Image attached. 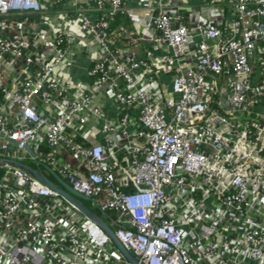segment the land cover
<instances>
[{
	"label": "built area",
	"instance_id": "2783aa9c",
	"mask_svg": "<svg viewBox=\"0 0 264 264\" xmlns=\"http://www.w3.org/2000/svg\"><path fill=\"white\" fill-rule=\"evenodd\" d=\"M59 2L0 0V264H133L9 162L143 264H264V0H86L29 27Z\"/></svg>",
	"mask_w": 264,
	"mask_h": 264
},
{
	"label": "crops",
	"instance_id": "0c3cea01",
	"mask_svg": "<svg viewBox=\"0 0 264 264\" xmlns=\"http://www.w3.org/2000/svg\"><path fill=\"white\" fill-rule=\"evenodd\" d=\"M86 0H60L58 5L51 11L47 12L45 11L44 14L40 15H31L29 19V27L34 29V30H50L51 28H64V20L62 17L59 16L58 12L64 11L68 8H75L80 5L87 6V3L90 2H85ZM85 2V3H84ZM84 3V4H82ZM91 7V5L89 6ZM55 10V12H54ZM11 18L14 16H10ZM8 17V18H10ZM15 18H20V16H16ZM80 44V41H78ZM77 43V44H78ZM123 46L124 43H121L119 46ZM126 47V46H123ZM132 47V46H131ZM133 49L137 50L136 48L132 47ZM95 48L89 49V52L85 53L83 50L81 51L80 48H78L77 52L74 54L71 63L67 62L66 65H64L63 72L68 80V83L71 87H76L80 81L85 80L87 76V72L90 67L91 63V56L95 52ZM94 56V55H93ZM92 56V57H93ZM14 68H9V71H11ZM10 76V75H9ZM11 78V76H10ZM11 82V81H10ZM103 138H99V141H102Z\"/></svg>",
	"mask_w": 264,
	"mask_h": 264
},
{
	"label": "water",
	"instance_id": "95a60500",
	"mask_svg": "<svg viewBox=\"0 0 264 264\" xmlns=\"http://www.w3.org/2000/svg\"><path fill=\"white\" fill-rule=\"evenodd\" d=\"M9 163L13 165H17L22 169H27L32 175L40 179L42 182L48 185L51 189L57 191L63 198H65L69 203L74 205L86 217L98 223L105 230V232L111 237L114 245L124 255L126 259H128L133 264H143L140 261H138L135 258V256L131 252H129L126 249V247L117 239L113 230L105 224V222L101 219V217L98 216L91 209H89L88 206L82 201V200L89 201L90 199L88 197L75 191L67 182H65L55 173H53V176L55 180L57 181V184L48 180L47 178H45L43 174H40L31 168L25 167L24 165H21V164H15L14 162H9ZM3 174L4 173L0 171V179L3 176Z\"/></svg>",
	"mask_w": 264,
	"mask_h": 264
},
{
	"label": "rangeland",
	"instance_id": "374dc122",
	"mask_svg": "<svg viewBox=\"0 0 264 264\" xmlns=\"http://www.w3.org/2000/svg\"><path fill=\"white\" fill-rule=\"evenodd\" d=\"M24 163H26L27 165L33 167V168H37L34 163L32 162V160L30 159H27ZM44 171V170H43ZM46 175L48 176V178L53 181V182H57L55 180V178L53 176H51L48 172H45ZM89 208L93 209L98 215H100L102 218L105 219V222H107L110 226H111V229L114 230V227L110 224V222L100 213L98 212L97 210L94 209V207L92 206L91 202L90 201H84L82 200Z\"/></svg>",
	"mask_w": 264,
	"mask_h": 264
}]
</instances>
